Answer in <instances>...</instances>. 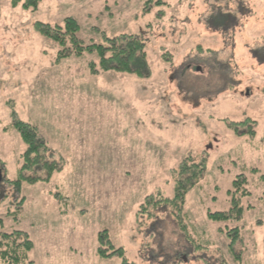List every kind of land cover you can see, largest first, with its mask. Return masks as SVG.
Listing matches in <instances>:
<instances>
[{"label":"rangeland","instance_id":"1","mask_svg":"<svg viewBox=\"0 0 264 264\" xmlns=\"http://www.w3.org/2000/svg\"><path fill=\"white\" fill-rule=\"evenodd\" d=\"M14 1L0 0V234L28 235L20 264H264V0ZM66 18L84 45L142 39L148 73L92 74L95 54L58 59L36 24ZM15 121L42 135L47 180L42 165L20 178ZM187 158L202 176L183 203H161ZM240 174L241 215L209 220L232 210ZM103 230L122 256H98Z\"/></svg>","mask_w":264,"mask_h":264},{"label":"trees","instance_id":"2","mask_svg":"<svg viewBox=\"0 0 264 264\" xmlns=\"http://www.w3.org/2000/svg\"><path fill=\"white\" fill-rule=\"evenodd\" d=\"M17 1V0H15ZM14 1V3H16ZM41 0H24L23 7L25 9H35ZM37 30L42 36L52 40L56 43L61 50L58 52V59L67 58H80L84 54H95L98 57L99 62L89 64V69L92 74L97 73V66L101 71L114 70L123 73H132L138 76H145L148 73V66L146 61L145 44L144 41L138 37L132 35H120L116 38H104L106 44H90L84 45L77 38L76 34L79 31V24L75 18H66L62 26L36 24ZM239 126L249 127L247 121L242 123H232L231 127L236 131ZM14 129L18 133L21 141L26 145V150L21 156L22 164L19 169V176L22 178V174L25 171H32L37 167H44L47 180L55 165L46 161L43 165V156L47 154L48 148L42 135L39 134L35 126L22 121L14 122ZM248 132H252L251 129ZM203 169L201 166L191 162L190 159H184L179 166V179L176 182V195L174 199H165L162 202L169 203L170 205L176 204L181 200L183 203V195L186 190L192 188L197 180L202 176ZM38 178H28L29 182H35ZM19 182H17L18 184ZM233 190L227 191L229 201L231 203V211L208 213V219L213 222H225L230 219V215L233 209L236 215H241V208L238 205L239 199L236 194L238 191H242L240 197L249 196V192L246 190V179L243 175H237L231 184ZM152 198L146 197L143 205H151ZM160 203V202H159ZM239 215V216H240ZM229 239L228 248L231 249L233 243L236 241L237 229H229L227 232ZM232 233V234H231ZM15 236H18L15 238ZM97 240L100 245L98 250V256L101 258H109L115 254L123 255L121 248L114 249L110 244L107 231L103 230L98 234ZM19 241L18 244L16 242ZM107 247V248H104ZM32 248V242L28 235L22 232H16L13 234H0V259L4 264H20L25 260L24 254ZM26 264H32L28 262ZM122 264L127 263L125 260Z\"/></svg>","mask_w":264,"mask_h":264}]
</instances>
